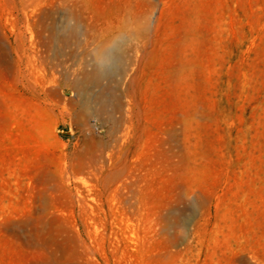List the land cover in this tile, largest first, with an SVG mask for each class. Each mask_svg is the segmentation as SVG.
<instances>
[{"label": "rangeland", "instance_id": "rangeland-1", "mask_svg": "<svg viewBox=\"0 0 264 264\" xmlns=\"http://www.w3.org/2000/svg\"><path fill=\"white\" fill-rule=\"evenodd\" d=\"M0 264H264V0H0Z\"/></svg>", "mask_w": 264, "mask_h": 264}]
</instances>
